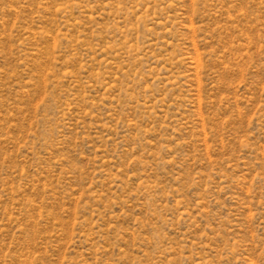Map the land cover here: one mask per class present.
<instances>
[{"label":"rangeland","instance_id":"1","mask_svg":"<svg viewBox=\"0 0 264 264\" xmlns=\"http://www.w3.org/2000/svg\"><path fill=\"white\" fill-rule=\"evenodd\" d=\"M0 264H264V0H0Z\"/></svg>","mask_w":264,"mask_h":264}]
</instances>
